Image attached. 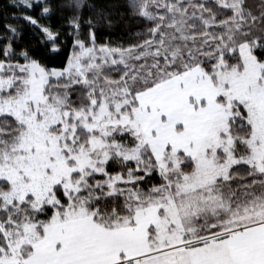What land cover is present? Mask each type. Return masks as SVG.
I'll use <instances>...</instances> for the list:
<instances>
[{"label":"snow or ice","instance_id":"6c2138e0","mask_svg":"<svg viewBox=\"0 0 264 264\" xmlns=\"http://www.w3.org/2000/svg\"><path fill=\"white\" fill-rule=\"evenodd\" d=\"M0 264H264V0H0Z\"/></svg>","mask_w":264,"mask_h":264}]
</instances>
